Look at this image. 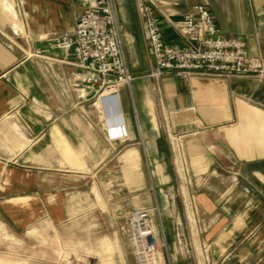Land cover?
<instances>
[{
    "label": "crops",
    "instance_id": "obj_1",
    "mask_svg": "<svg viewBox=\"0 0 264 264\" xmlns=\"http://www.w3.org/2000/svg\"><path fill=\"white\" fill-rule=\"evenodd\" d=\"M147 1L172 46L188 45L182 21L202 4L224 36L245 41L250 55L264 58V0H114L132 75L119 87L117 105L108 91L98 99L96 90L79 89L73 55L54 47L56 36L75 28L79 0H0L1 262L135 264L127 223L134 211L147 210L161 264H178L183 233L177 226L191 220L170 207L190 203L166 198L160 184L151 193L146 163L158 175H197L213 166L220 172L226 162L234 170L247 162L254 173L264 165V81L173 72L153 77L156 62L141 13ZM119 110L123 134L116 138L106 115L118 119ZM207 193L198 198L206 212L194 221L216 224L188 232L191 255L182 258L264 264V230L251 228L260 202L241 209L233 223L243 225L227 228L220 223L231 216L210 214L220 199Z\"/></svg>",
    "mask_w": 264,
    "mask_h": 264
},
{
    "label": "built area",
    "instance_id": "obj_2",
    "mask_svg": "<svg viewBox=\"0 0 264 264\" xmlns=\"http://www.w3.org/2000/svg\"><path fill=\"white\" fill-rule=\"evenodd\" d=\"M83 10L72 32L53 39L54 47L74 57V82L79 89L96 90L98 99L112 91L118 103V89L132 80L121 42L114 0H79ZM147 40L156 62L151 73L178 76L187 73L253 77L264 81V58L249 54L245 41L224 36L212 13L202 4L186 13L180 27L185 47L169 44L161 30L151 1L141 7ZM107 122V120H106ZM122 135V134H121ZM135 264H161L151 215L134 211L127 223ZM83 264H96L88 259Z\"/></svg>",
    "mask_w": 264,
    "mask_h": 264
},
{
    "label": "rangeland",
    "instance_id": "obj_3",
    "mask_svg": "<svg viewBox=\"0 0 264 264\" xmlns=\"http://www.w3.org/2000/svg\"><path fill=\"white\" fill-rule=\"evenodd\" d=\"M146 165L147 189H149L151 193L154 191L153 187L160 184L162 193L166 198L175 199L176 202L186 199L190 203L188 206L175 204L170 207V210L175 211L176 214H180L181 217L186 213L191 220V222L183 221L181 225L177 226V230L181 234L183 233L180 245L181 253L179 254V259L182 260H179L177 262L178 264H189L186 259H183L191 255L189 243L186 245L185 241L186 236H188L187 233L190 231L196 233L197 230H204L207 225L216 224L202 221L195 223L194 219L206 212V208L198 204V198L201 197V194H208L207 192H209L212 196L211 198L220 199V205L212 208V210L208 209V212L212 214L221 213L223 211V213L231 216V218L227 217L229 221L220 223L221 226L225 225L227 228L233 227L234 223L236 224L234 228H237L238 225H243L244 222L241 220L233 223V221L238 219L241 209L247 207L251 201L256 200V202H260L258 203L260 219L252 223L251 228L253 232L264 230V205H262L264 204V194L261 196L257 194V192L263 193L264 191L257 186L259 183L264 184V165H258L260 167L257 169L254 168L252 170L254 173H250L249 163L247 162H243L241 169L235 170L232 164L226 162L224 169H221L224 172H218L217 166H213L209 173L197 175L187 173L158 175L152 173L153 166L149 163H146ZM201 182L207 183L208 187L203 189L198 186ZM5 259H7V261H0V264H20L17 259L6 257Z\"/></svg>",
    "mask_w": 264,
    "mask_h": 264
},
{
    "label": "bare ground",
    "instance_id": "obj_4",
    "mask_svg": "<svg viewBox=\"0 0 264 264\" xmlns=\"http://www.w3.org/2000/svg\"><path fill=\"white\" fill-rule=\"evenodd\" d=\"M108 91L109 94H113L112 91L106 90ZM105 91V92H106ZM118 105V103H117ZM119 108V106H118ZM118 119H115L114 116H107L106 115V120H107V126L109 129V132L112 136H115L116 138H118L121 134H123V126H122V117L120 114V110L118 112ZM115 131V135L112 134V132Z\"/></svg>",
    "mask_w": 264,
    "mask_h": 264
}]
</instances>
